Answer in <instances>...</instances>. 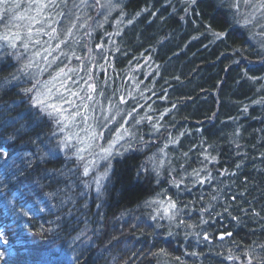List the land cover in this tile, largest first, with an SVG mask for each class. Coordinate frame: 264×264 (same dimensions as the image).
<instances>
[{
    "label": "trees",
    "instance_id": "obj_1",
    "mask_svg": "<svg viewBox=\"0 0 264 264\" xmlns=\"http://www.w3.org/2000/svg\"><path fill=\"white\" fill-rule=\"evenodd\" d=\"M109 5L89 15L117 25L111 89L140 87L100 182L33 101L0 19V264H264V29L234 0Z\"/></svg>",
    "mask_w": 264,
    "mask_h": 264
},
{
    "label": "rangeland",
    "instance_id": "obj_2",
    "mask_svg": "<svg viewBox=\"0 0 264 264\" xmlns=\"http://www.w3.org/2000/svg\"><path fill=\"white\" fill-rule=\"evenodd\" d=\"M115 1L0 0L3 41L17 55H22V50L28 53L29 61L23 66L33 73V101L55 117L63 134L64 149L77 156L84 163L85 172L99 182L106 177L105 168L129 136V113L123 103L127 97L136 96L140 87L127 77L122 87L111 89L115 80L109 79L103 60L108 57L112 43L108 38L115 34L117 25L103 31L105 22L100 26L89 15L96 12L97 18L105 4L110 6ZM234 1L241 6L245 23L257 22L264 29V0ZM112 8L117 6L113 4ZM96 28H101L99 43L93 37ZM51 105L63 111H54ZM170 204L165 200L161 205L167 218L174 214L175 207Z\"/></svg>",
    "mask_w": 264,
    "mask_h": 264
},
{
    "label": "snow or ice",
    "instance_id": "obj_3",
    "mask_svg": "<svg viewBox=\"0 0 264 264\" xmlns=\"http://www.w3.org/2000/svg\"><path fill=\"white\" fill-rule=\"evenodd\" d=\"M194 2V0H193ZM5 39H7V37H5ZM73 95H76L75 93H73ZM67 102V101H66ZM38 103H43L42 101H38ZM54 111H63L62 109H57V106L56 105H51L50 106ZM103 151L105 152H109V149H103ZM170 207L174 208L175 207V204L174 203H171L170 204ZM227 235H231L230 233H228ZM4 237V233L3 231H0V239H2ZM5 243H7V241H4ZM229 259H233V257H229Z\"/></svg>",
    "mask_w": 264,
    "mask_h": 264
},
{
    "label": "bare ground",
    "instance_id": "obj_4",
    "mask_svg": "<svg viewBox=\"0 0 264 264\" xmlns=\"http://www.w3.org/2000/svg\"><path fill=\"white\" fill-rule=\"evenodd\" d=\"M93 15H94V17H95V16H96V12H94V13H93ZM98 15H99V14H98ZM6 150H7V149H6ZM116 155H117V154H115V155H114V157H115ZM111 169H112V166H111V167H108V168H106V169H105V172H106V173L104 174V176H105L106 174H108V172H107V171H109V170H111ZM111 171H112V170H111ZM106 176H107V175H106ZM105 178H106V177H105ZM105 178L103 177V180H101V181H104V180H105Z\"/></svg>",
    "mask_w": 264,
    "mask_h": 264
}]
</instances>
